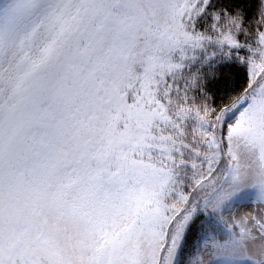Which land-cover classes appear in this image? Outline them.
<instances>
[{
  "label": "snow or ice",
  "instance_id": "1",
  "mask_svg": "<svg viewBox=\"0 0 264 264\" xmlns=\"http://www.w3.org/2000/svg\"><path fill=\"white\" fill-rule=\"evenodd\" d=\"M248 155L264 0H0V264H125L117 245L148 219L173 238L191 188Z\"/></svg>",
  "mask_w": 264,
  "mask_h": 264
},
{
  "label": "rangeland",
  "instance_id": "2",
  "mask_svg": "<svg viewBox=\"0 0 264 264\" xmlns=\"http://www.w3.org/2000/svg\"><path fill=\"white\" fill-rule=\"evenodd\" d=\"M202 185L192 199V206L196 207L208 195L206 207L217 212L220 210L223 222L238 227L241 234L234 242L216 243L211 237L207 238L198 256L193 257L189 264H264V164L248 155L241 160L229 183L213 177ZM242 192H246L248 202L231 204V200L240 197ZM248 192L252 194L247 195ZM182 207V203L177 202V208L181 210ZM179 238L180 235L169 246L171 256L175 254ZM151 240L144 236L135 241L125 239L116 248L122 246L130 252L132 258L121 255L125 264H159L160 250H164L165 245L162 241ZM164 256L167 264H171L170 253L166 251ZM218 258L223 260H216Z\"/></svg>",
  "mask_w": 264,
  "mask_h": 264
},
{
  "label": "trees",
  "instance_id": "3",
  "mask_svg": "<svg viewBox=\"0 0 264 264\" xmlns=\"http://www.w3.org/2000/svg\"><path fill=\"white\" fill-rule=\"evenodd\" d=\"M241 77H243V73H241ZM243 79L238 82L242 83ZM228 93H223L221 94L218 98H216L215 103L220 104L223 100L227 99ZM223 167V166H222ZM224 168V167H223ZM223 174L218 173L215 177L219 178L222 183L224 182V175L227 174V170L225 167V170L223 172V169L221 170ZM213 178V177H212ZM211 178V179H212ZM223 178V179H222ZM211 179L205 178L198 186L192 187L191 191L189 192V195L191 196L190 202L187 204V209L188 211L185 212L184 217L181 218V221L178 223L180 224L179 231L175 234L173 238H170L168 240H164L163 236L159 234V230L152 225L151 219H148L144 222V224L135 232L133 236H131L130 240H137L139 239L140 236L144 237H150L153 242H160L162 241L165 244L169 246L173 243V239L176 240L178 236L180 235L179 242L177 247L181 244L183 235H184V230L187 227V225L192 221L194 217H198L197 223H199L200 220H207L206 226L199 230L195 237L191 239V245L186 253V264H189L191 259L195 256H198L199 252L201 251V246L203 245L204 241L207 238H212L216 243H223L224 241L228 242H234L237 241L240 237V229L236 226L229 225L222 220V214L221 211L218 210V212L213 209V208H207L206 203L208 202L207 199L209 198L208 195L202 200H200L197 203L196 207L192 206V199H194L195 194H197L201 189H202V184L204 182H207ZM220 192V188L218 187ZM252 194L251 192H248L247 195ZM240 197L236 196L231 200V204L233 203H245V202H239ZM247 199V198H246ZM181 210L185 208V205L182 204ZM176 215H179L178 212H172L171 210L169 211V219L175 218ZM178 240V239H177ZM165 249V248H164ZM120 255L123 257H131L130 252L127 250H124V247H119L116 248V250ZM161 252L164 250H160ZM164 251V255H165ZM135 256V255H134ZM133 256V257H134ZM161 256V254H160ZM174 256V255H173ZM132 258V257H131ZM160 260V258H159ZM216 260H223V258H218Z\"/></svg>",
  "mask_w": 264,
  "mask_h": 264
}]
</instances>
